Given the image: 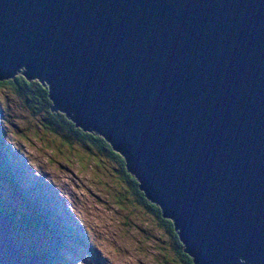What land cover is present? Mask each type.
<instances>
[{"label": "water", "instance_id": "1", "mask_svg": "<svg viewBox=\"0 0 264 264\" xmlns=\"http://www.w3.org/2000/svg\"><path fill=\"white\" fill-rule=\"evenodd\" d=\"M17 73L125 156L196 264H264V0H0ZM16 221L0 264H42Z\"/></svg>", "mask_w": 264, "mask_h": 264}, {"label": "rangeland", "instance_id": "2", "mask_svg": "<svg viewBox=\"0 0 264 264\" xmlns=\"http://www.w3.org/2000/svg\"><path fill=\"white\" fill-rule=\"evenodd\" d=\"M41 120L12 88L0 86V139L8 156L24 164L25 178L41 179L58 195L59 213L86 243L67 245L68 264H183L159 221L123 184L117 161L72 146Z\"/></svg>", "mask_w": 264, "mask_h": 264}, {"label": "trees", "instance_id": "3", "mask_svg": "<svg viewBox=\"0 0 264 264\" xmlns=\"http://www.w3.org/2000/svg\"><path fill=\"white\" fill-rule=\"evenodd\" d=\"M0 86L12 88L16 95L23 98L30 111L42 117V127L51 132H64L65 142L70 141L72 146L82 145L90 150V154L103 153L105 157L116 160L123 184L132 189L138 202L159 221V226L172 240L179 261L183 264H196L194 258L185 251V244L176 229L174 219L164 217L161 207L141 190L139 179L128 170L125 156L96 131H86L78 127L65 112L53 110L47 83L38 78L28 79L23 74H16L8 80L0 81ZM7 152L3 139H0V214L12 215L18 220L14 236L23 240L26 253L37 254L42 259V264H68L63 251L67 249V245L70 246V234L71 240L79 246L86 245L85 241L74 235L77 227L71 221L69 226L67 217L62 218V213H59L60 206L56 202L58 195L48 187L45 189V183L41 179L25 178L24 164L18 158L9 157ZM12 194L18 198L17 204L13 203L10 196Z\"/></svg>", "mask_w": 264, "mask_h": 264}, {"label": "clouds", "instance_id": "4", "mask_svg": "<svg viewBox=\"0 0 264 264\" xmlns=\"http://www.w3.org/2000/svg\"><path fill=\"white\" fill-rule=\"evenodd\" d=\"M241 264H244V262L242 261Z\"/></svg>", "mask_w": 264, "mask_h": 264}]
</instances>
